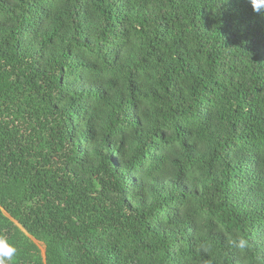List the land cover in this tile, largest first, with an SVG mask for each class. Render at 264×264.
<instances>
[{
  "label": "trees",
  "instance_id": "obj_1",
  "mask_svg": "<svg viewBox=\"0 0 264 264\" xmlns=\"http://www.w3.org/2000/svg\"><path fill=\"white\" fill-rule=\"evenodd\" d=\"M0 235L10 264H264V7L0 0Z\"/></svg>",
  "mask_w": 264,
  "mask_h": 264
},
{
  "label": "clouds",
  "instance_id": "obj_2",
  "mask_svg": "<svg viewBox=\"0 0 264 264\" xmlns=\"http://www.w3.org/2000/svg\"><path fill=\"white\" fill-rule=\"evenodd\" d=\"M253 11L259 12L264 7V0H251ZM244 242L241 241V246ZM17 254V248L6 235H0V264H10Z\"/></svg>",
  "mask_w": 264,
  "mask_h": 264
},
{
  "label": "rangeland",
  "instance_id": "obj_3",
  "mask_svg": "<svg viewBox=\"0 0 264 264\" xmlns=\"http://www.w3.org/2000/svg\"><path fill=\"white\" fill-rule=\"evenodd\" d=\"M38 247L41 249V251L43 250L42 246L40 244H37Z\"/></svg>",
  "mask_w": 264,
  "mask_h": 264
}]
</instances>
